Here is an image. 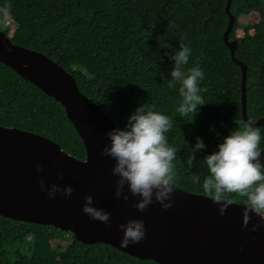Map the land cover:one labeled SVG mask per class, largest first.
Instances as JSON below:
<instances>
[{"label": "trees", "instance_id": "trees-1", "mask_svg": "<svg viewBox=\"0 0 264 264\" xmlns=\"http://www.w3.org/2000/svg\"><path fill=\"white\" fill-rule=\"evenodd\" d=\"M227 0H0V31L11 43L47 56L75 79L79 91L98 105L117 128L142 105L173 119L167 134L177 149L175 187L204 195L208 171L204 158L234 130L241 117V71L222 41ZM235 25L229 39L238 42L235 58L246 72L248 119L264 118V0H232ZM249 13L255 24L242 23ZM14 25L2 30L4 16ZM237 30H242L240 39ZM167 43L171 47H161ZM192 49L188 64L199 63L205 78L204 105L181 117L179 85L169 88L172 57L180 44ZM0 127L43 136L67 154L84 160L83 143L64 109L35 86L0 63ZM261 134L264 136V127ZM214 129V130H213ZM200 137L205 148L187 158ZM264 148V140L261 142ZM200 175L199 184L192 176ZM246 204L244 198L234 197ZM65 244L67 247L65 248ZM29 252V254H28ZM0 264H156L103 245H85L49 225L0 217Z\"/></svg>", "mask_w": 264, "mask_h": 264}, {"label": "water", "instance_id": "water-1", "mask_svg": "<svg viewBox=\"0 0 264 264\" xmlns=\"http://www.w3.org/2000/svg\"><path fill=\"white\" fill-rule=\"evenodd\" d=\"M231 1L227 0L225 6L228 22L222 41L231 61L241 71V117L247 122V69L234 56L238 42L229 39L235 25ZM0 63L64 109L86 153L85 159L79 160L43 136L0 127V217L49 225L72 234L85 245H107L156 264H264V224L251 231L260 221L252 213L248 227H243L242 214L247 205L236 202L221 215V205L214 204L208 196L175 186L173 207L167 211L156 202L144 212L138 211L133 205L139 198L132 197L127 189L129 201L116 198L118 177L111 171L115 161L102 155L110 143L106 134L117 128L112 119L79 91L71 74L42 53L12 44L3 31H0ZM254 127H264V118L256 120ZM261 160L264 162V153ZM37 165H42L43 171L38 172ZM41 178L49 187L70 185L72 195L49 198L41 190ZM87 195L93 197L94 207L110 213L111 226L83 212ZM131 219L144 221L145 239L125 248L121 246L124 232L120 225Z\"/></svg>", "mask_w": 264, "mask_h": 264}, {"label": "clouds", "instance_id": "clouds-1", "mask_svg": "<svg viewBox=\"0 0 264 264\" xmlns=\"http://www.w3.org/2000/svg\"><path fill=\"white\" fill-rule=\"evenodd\" d=\"M8 5L0 8V12L7 13ZM161 47H171L167 43L160 44ZM178 51L172 59L175 61L174 69L171 71V80L167 82L169 88L179 85V96L181 98L176 112L181 117L197 114L199 106L204 105L200 83L205 78V73L199 63L193 67L186 68L192 49L180 44ZM237 127L232 130L223 142L218 145V150L204 158L208 171L202 183L203 192L211 198L214 204H220L221 215L226 213L229 205L237 201L234 197L245 199L247 207L243 211V227L247 228L255 213L260 217L251 231H257L264 224V162L261 160L264 149L261 142L264 136L261 129L254 127L250 119H236ZM173 129V119L157 110L155 105H142L129 117L124 128H115L106 136L109 145L103 149L102 155L111 157L115 164L111 171L112 175L118 177L116 180L115 196L122 198L125 202L130 197L139 200L133 206L140 212H144L153 202L161 205L163 211L173 207L175 184L178 173L175 161L177 149L169 143L168 133ZM214 130V129H213ZM205 148L200 137L191 148V154L187 158L189 167L193 166L196 159L195 153ZM37 171H43L42 165H37ZM63 179V173L60 174ZM193 183L199 184L200 175L192 176ZM40 187L46 191L51 199L57 195L71 196L73 188L69 185L61 188L59 185H46L41 178ZM83 212L93 220L110 225V213L94 207L93 197H84ZM124 232L121 242L122 247H128L130 243L137 244L145 239V223L143 220L131 219L126 224L120 225Z\"/></svg>", "mask_w": 264, "mask_h": 264}, {"label": "rangeland", "instance_id": "rangeland-1", "mask_svg": "<svg viewBox=\"0 0 264 264\" xmlns=\"http://www.w3.org/2000/svg\"><path fill=\"white\" fill-rule=\"evenodd\" d=\"M2 22H3V25L1 27V29L2 30L7 29L11 33L13 31V29H14V25L12 24L11 20L9 19V17L7 15L4 16ZM241 22L242 23H247L248 22L250 24H255L257 22V15H255L254 13H249L248 17L246 19H242ZM242 35H243L242 30H237L236 38L240 39L242 37ZM244 205H247V204H244ZM66 247H67V244H65V248ZM28 254H29V252H28Z\"/></svg>", "mask_w": 264, "mask_h": 264}]
</instances>
